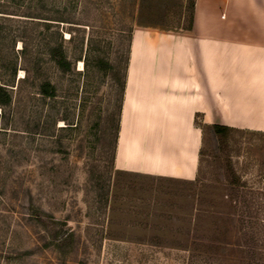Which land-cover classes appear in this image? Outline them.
<instances>
[{
    "label": "rangeland",
    "instance_id": "obj_1",
    "mask_svg": "<svg viewBox=\"0 0 264 264\" xmlns=\"http://www.w3.org/2000/svg\"><path fill=\"white\" fill-rule=\"evenodd\" d=\"M0 2L72 22L57 28L71 69L45 53L56 28L35 32L37 77L18 82L19 58L0 113V264H264V133L236 129L222 141L204 127L193 180L113 168L119 84L104 63L120 61L122 73L135 26L185 28L189 0ZM11 17L16 26L40 21ZM41 79L55 85V97L39 93ZM227 163L244 182V204L230 196ZM241 218L257 241L255 260Z\"/></svg>",
    "mask_w": 264,
    "mask_h": 264
},
{
    "label": "crops",
    "instance_id": "obj_2",
    "mask_svg": "<svg viewBox=\"0 0 264 264\" xmlns=\"http://www.w3.org/2000/svg\"><path fill=\"white\" fill-rule=\"evenodd\" d=\"M214 124L264 133V0H194L190 29L131 31L113 168L193 180Z\"/></svg>",
    "mask_w": 264,
    "mask_h": 264
},
{
    "label": "trees",
    "instance_id": "obj_3",
    "mask_svg": "<svg viewBox=\"0 0 264 264\" xmlns=\"http://www.w3.org/2000/svg\"><path fill=\"white\" fill-rule=\"evenodd\" d=\"M4 3L0 2V61L2 62V67L4 71L8 73V79H4L0 76V113L4 114V108L10 106L12 99V88L17 75V60L19 58L22 59L23 64L26 65L24 68L25 75L22 78L18 79V82L34 83L33 77L31 75V71H35V76L37 77V66L39 65L38 58L34 56L35 52L33 51V43L36 35L35 32H43L50 31L53 28H56L52 32L55 35L56 40L53 44L46 45V54L51 61L55 63V65L62 71L66 72L71 69V63L67 59L66 54L62 47V34L58 31L59 23L61 22H69L64 16L61 15L59 11H51L50 14L47 15H36L28 10L21 12V14L16 13L15 11H9L5 8ZM193 11H194V0H189V18L188 24L185 29H190L193 23ZM13 16H22L29 19H39L40 21L34 22H20L24 23L23 26L18 25L17 20H13ZM15 22V23H14ZM26 23H30V27L25 26ZM21 42V48L15 49L16 43ZM128 51L129 45L127 47L126 56L123 60V68L122 73L119 74L121 70V65L119 62L115 63H104L109 73L115 78L119 84V98L117 104V122L115 126V134H114V148L112 153V160L115 151V143L116 136L119 129V116L121 110V103L123 99L124 86H125V74L128 64ZM102 60H99V62ZM103 63V62H102ZM33 67V70H32ZM31 68V69H30ZM13 83V84H12ZM39 93L46 98H53L56 95V87L55 85L47 79H41L38 83ZM203 128L206 126H202ZM212 128L213 132L217 137H219L222 141L225 140L227 134L233 129L227 126L214 124L209 126ZM226 179L229 184L230 196L234 198L236 202L241 201L244 204V199H242V195L239 193V187L244 186V182L240 179V177L233 170L231 164H226ZM246 222L244 218H241V227H242V236L244 238V245L247 247L246 252L248 258L251 260H255L256 256V244L257 241L254 238V235L251 231H249L250 226Z\"/></svg>",
    "mask_w": 264,
    "mask_h": 264
}]
</instances>
